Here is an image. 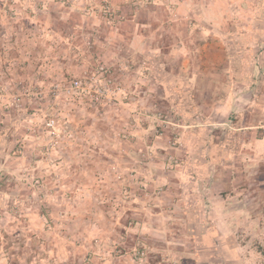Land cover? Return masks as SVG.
<instances>
[{
    "label": "rangeland",
    "instance_id": "374dc122",
    "mask_svg": "<svg viewBox=\"0 0 264 264\" xmlns=\"http://www.w3.org/2000/svg\"><path fill=\"white\" fill-rule=\"evenodd\" d=\"M132 1L149 10L154 0ZM232 1L247 27L264 9ZM129 13L107 0H0V264H264V160L237 152L196 182L184 152L192 127L163 108L153 69L118 48ZM95 95L97 130L77 134ZM251 97L233 95L199 125L231 129ZM39 168L47 178L30 174ZM72 204L92 222H72Z\"/></svg>",
    "mask_w": 264,
    "mask_h": 264
},
{
    "label": "crops",
    "instance_id": "0c3cea01",
    "mask_svg": "<svg viewBox=\"0 0 264 264\" xmlns=\"http://www.w3.org/2000/svg\"><path fill=\"white\" fill-rule=\"evenodd\" d=\"M107 1L128 10L129 19L134 23V28L122 35L127 38V48L123 45L124 48H118L126 49L130 59L143 60L153 69L154 84L159 87L158 99L163 108L179 123L192 127L185 140L184 152L185 162L196 182H205L207 176L213 175L212 166L225 165L237 152L251 156L250 160L255 162L264 160V129L262 122L258 124L261 121L259 100L264 95V9L255 12L253 8V21H249L253 26L247 27L239 24L243 21L244 10L234 7L232 0H154L149 10H140L132 0ZM251 2L258 7L264 6V0ZM246 3L249 2L246 0ZM242 5L246 6L245 1ZM193 18L208 22L205 32H193L182 22ZM220 21L224 23L218 26ZM82 34L74 36L75 41L82 38ZM236 88L241 92L252 91L253 103L239 106L240 113L244 108L243 118L236 122L230 119L231 129L228 130L218 128L219 122L216 121L200 126L199 122L211 120V115L219 116L211 111L230 110L231 107L227 106L229 100L241 93L235 94ZM101 109L96 107L87 112L88 116H80L81 120L73 131L77 134L95 132L97 126L90 120L95 122ZM251 118L254 120L250 122ZM83 167L81 171H87L88 166ZM97 170L93 168L90 173L93 176L99 174ZM30 174L39 179L47 178L41 168ZM18 194L19 200L24 202V195ZM23 202H20L21 206ZM72 205L70 211L75 206ZM4 208H0L2 216L9 211ZM75 209L70 212L74 214L72 222H92L93 218L90 221V216L81 212V206ZM97 211L90 212L95 215ZM61 255L66 259L64 250Z\"/></svg>",
    "mask_w": 264,
    "mask_h": 264
},
{
    "label": "trees",
    "instance_id": "16d2710c",
    "mask_svg": "<svg viewBox=\"0 0 264 264\" xmlns=\"http://www.w3.org/2000/svg\"><path fill=\"white\" fill-rule=\"evenodd\" d=\"M92 101H93V103H92L91 106L102 107V102H97V103H95V100H92ZM6 179H7V178L5 177L4 180H6ZM4 180L0 181V188H2V189L5 188V186H6V181H4ZM1 197H2V196H0V208H3V205H2V202H1ZM17 206L20 207L21 204L18 203Z\"/></svg>",
    "mask_w": 264,
    "mask_h": 264
},
{
    "label": "built area",
    "instance_id": "2783aa9c",
    "mask_svg": "<svg viewBox=\"0 0 264 264\" xmlns=\"http://www.w3.org/2000/svg\"><path fill=\"white\" fill-rule=\"evenodd\" d=\"M75 84H76L75 86H76L77 88H79V85H80L79 82H76ZM79 89H80V88H79ZM83 94L86 95V94H87V91H86V92H83ZM100 96H101V95H100ZM101 97H103V95H102ZM92 99L98 101V100H100V97L97 96V95H95Z\"/></svg>",
    "mask_w": 264,
    "mask_h": 264
}]
</instances>
